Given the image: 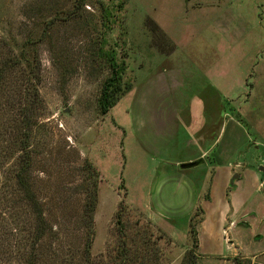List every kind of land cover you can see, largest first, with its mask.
<instances>
[{"label":"rangeland","instance_id":"374dc122","mask_svg":"<svg viewBox=\"0 0 264 264\" xmlns=\"http://www.w3.org/2000/svg\"><path fill=\"white\" fill-rule=\"evenodd\" d=\"M30 44L39 102L29 186L47 231L34 240L16 179L21 151L11 147L0 160V264H264L193 254L201 208L189 214L184 189L199 175L171 165L193 149L187 129L207 120L200 93L214 124L238 114L264 142V0H0V57L31 59ZM111 50L130 88L102 114ZM27 70L21 59L1 84L0 127L6 111L15 116ZM180 92L181 113L170 112L176 121L164 130L156 109ZM0 132L5 148L11 130Z\"/></svg>","mask_w":264,"mask_h":264},{"label":"crops","instance_id":"0c3cea01","mask_svg":"<svg viewBox=\"0 0 264 264\" xmlns=\"http://www.w3.org/2000/svg\"><path fill=\"white\" fill-rule=\"evenodd\" d=\"M193 81L194 78L189 83ZM206 94L207 92L203 95L200 93V111L208 122L204 121L200 127L194 124L191 131L187 129L191 136L189 145L193 149L189 148V156L171 162V165L180 167L182 163L198 159L202 161L192 166L196 168L198 179L185 185L184 189L189 196L187 209L185 207L189 214L196 207L201 208L200 218L195 226L197 250L193 254L223 262L234 257L255 260L264 256V249L256 247V242L264 241V183L263 171L260 170L264 142L259 139V134L256 138L248 135L238 114L234 117L225 116L224 121H216L214 124L215 109L212 105H207ZM211 95L213 96V92ZM182 98L180 92L174 105L160 109L155 107L158 111L153 120L162 125L164 130L168 131V127H172L176 121L170 114L177 116L178 111L181 113L178 108ZM223 138L224 142L219 146ZM252 145L254 151L260 150L256 157H252ZM189 218L190 216L187 222L190 221ZM223 243L224 249L218 251L217 246L222 249Z\"/></svg>","mask_w":264,"mask_h":264},{"label":"trees","instance_id":"16d2710c","mask_svg":"<svg viewBox=\"0 0 264 264\" xmlns=\"http://www.w3.org/2000/svg\"><path fill=\"white\" fill-rule=\"evenodd\" d=\"M76 1L81 5L86 0ZM121 4L122 3L119 4L120 8ZM104 11L106 12V14H109L107 8H105ZM32 42L33 41H30L31 44H33ZM31 44V59L27 57L24 53H20V55H14L13 57H0V87L1 84L4 82L8 71L11 70V68L14 67L16 64H19L21 59L25 60L28 66V73L22 74L23 82L25 84H23V82L21 83V86H25L26 91L15 99V116L12 117L11 115H9L10 113L6 111L7 125L4 127L1 123L0 129L6 128L7 130H11L12 136H10L9 141L7 140V142H5V148H0V160L6 158L8 149L11 147L19 149L21 151V163L16 173V179L17 184L22 190L23 200L29 204L31 211L35 215L36 231L34 234V240H38L46 233L47 227L46 221L43 217V210L40 206V203L37 200L35 194L31 191L29 186V172L31 168L29 146L33 130L36 127L35 125L37 123V117L35 115L37 111L36 108H38L37 104L39 102V95L38 93H36V91H34L35 81L32 78L28 77L29 74L31 72H35L38 67L36 55L37 52ZM108 61L111 67V73L110 76L105 79L102 85L101 94L98 99V105L102 114L107 113L109 108L116 104L121 94L130 88L128 85L124 87V82L122 80V73L125 70V63L123 59L118 62L115 51L111 50L110 53H108ZM3 114L4 112L1 113L2 117ZM2 133L0 135V138L2 137ZM91 208L92 207L89 208V211L92 210ZM193 232L195 233L194 230ZM191 264H194V262H192Z\"/></svg>","mask_w":264,"mask_h":264},{"label":"water","instance_id":"95a60500","mask_svg":"<svg viewBox=\"0 0 264 264\" xmlns=\"http://www.w3.org/2000/svg\"><path fill=\"white\" fill-rule=\"evenodd\" d=\"M201 159L195 160V161H190V162H186V163H182L180 164V168H190L192 166L198 165L199 163H201ZM261 171H263V168H260ZM237 175H234V177H236Z\"/></svg>","mask_w":264,"mask_h":264},{"label":"built area","instance_id":"2783aa9c","mask_svg":"<svg viewBox=\"0 0 264 264\" xmlns=\"http://www.w3.org/2000/svg\"><path fill=\"white\" fill-rule=\"evenodd\" d=\"M260 164H261V167L263 168V178H262V183H264V150H263V154L260 158Z\"/></svg>","mask_w":264,"mask_h":264}]
</instances>
